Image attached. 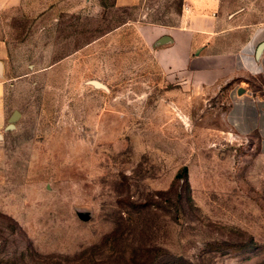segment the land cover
<instances>
[{
	"label": "rangeland",
	"instance_id": "374dc122",
	"mask_svg": "<svg viewBox=\"0 0 264 264\" xmlns=\"http://www.w3.org/2000/svg\"><path fill=\"white\" fill-rule=\"evenodd\" d=\"M35 1L0 14V264H264V151L168 94L138 31L181 0Z\"/></svg>",
	"mask_w": 264,
	"mask_h": 264
},
{
	"label": "crops",
	"instance_id": "0c3cea01",
	"mask_svg": "<svg viewBox=\"0 0 264 264\" xmlns=\"http://www.w3.org/2000/svg\"><path fill=\"white\" fill-rule=\"evenodd\" d=\"M133 1L143 0L128 2ZM20 4L21 0H0V14L12 21ZM27 6L41 12L40 0ZM172 17L175 20L147 21L138 29L169 84L168 94L182 102L212 92L217 102L226 104L221 120L229 133L253 137L264 151V47L255 57L256 48L264 43V21L242 9L229 11L221 0H181ZM15 47L0 38V77L2 58Z\"/></svg>",
	"mask_w": 264,
	"mask_h": 264
},
{
	"label": "trees",
	"instance_id": "16d2710c",
	"mask_svg": "<svg viewBox=\"0 0 264 264\" xmlns=\"http://www.w3.org/2000/svg\"><path fill=\"white\" fill-rule=\"evenodd\" d=\"M178 181H182L183 182V185H184V188L186 189L187 192H189V182H188V179H187V169L185 167H182L180 168L174 175L171 183H170V187H172L173 185H175ZM161 192H159L160 194ZM186 200L188 202H191V197L190 195L188 194L187 197H186Z\"/></svg>",
	"mask_w": 264,
	"mask_h": 264
},
{
	"label": "water",
	"instance_id": "95a60500",
	"mask_svg": "<svg viewBox=\"0 0 264 264\" xmlns=\"http://www.w3.org/2000/svg\"><path fill=\"white\" fill-rule=\"evenodd\" d=\"M263 47H264V43L260 44V45L256 48V51H255V57H256V58H258V56L260 55V52L262 51ZM0 73H1V63H0ZM90 84L93 85L94 87L105 89V87H104L102 84H100V83H98V82H96V81H91ZM78 217H79L81 220H83V221H86V219H87L85 216H83V215H81V214H79Z\"/></svg>",
	"mask_w": 264,
	"mask_h": 264
}]
</instances>
